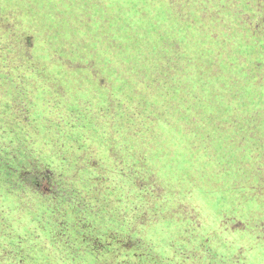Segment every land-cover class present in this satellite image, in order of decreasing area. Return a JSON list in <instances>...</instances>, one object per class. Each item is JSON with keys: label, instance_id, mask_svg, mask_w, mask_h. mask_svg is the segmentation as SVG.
Instances as JSON below:
<instances>
[{"label": "rangeland", "instance_id": "374dc122", "mask_svg": "<svg viewBox=\"0 0 264 264\" xmlns=\"http://www.w3.org/2000/svg\"><path fill=\"white\" fill-rule=\"evenodd\" d=\"M178 2L173 13L168 0H0L9 28L0 27V53L24 39L35 68L28 89L38 91L36 104L49 101L38 114L54 113L49 83L65 90L82 132L99 136L100 156L85 153L83 164L124 159L159 176L176 209L155 229L164 253L188 233L198 249L216 244L243 264H264V0ZM156 30L173 61L149 51ZM108 108L115 119L107 123ZM52 145L36 142L38 168L52 159L53 171L65 172L69 157Z\"/></svg>", "mask_w": 264, "mask_h": 264}, {"label": "trees", "instance_id": "16d2710c", "mask_svg": "<svg viewBox=\"0 0 264 264\" xmlns=\"http://www.w3.org/2000/svg\"><path fill=\"white\" fill-rule=\"evenodd\" d=\"M168 6L173 13L183 7L178 0H168ZM4 25L0 27L9 29ZM161 32L156 30L157 42ZM17 41L16 52L0 53V264H209V259L243 264L239 253L230 255L216 244L196 248L188 233L181 235L180 242L170 241L164 253L154 239L155 229L176 209L166 204L168 196L159 176L124 159L113 168L101 159L83 164L85 153L100 156L94 143L99 136L82 132L84 123L67 93L50 83L43 90L53 98L54 113L52 117V110L50 115L38 114V105L48 108L49 101L43 98L36 104L38 91L28 89L35 77L32 54L29 49L23 53V38L18 36ZM161 45L158 42L149 51L157 59L169 56L173 61L170 48L163 52ZM104 115L107 123L115 119L110 108ZM114 124L111 120L112 135ZM81 139L88 146L75 144ZM50 141L54 152L69 157L62 165L65 172L53 171L52 159L38 168L36 155L41 151L36 142ZM43 150L52 154L51 147ZM86 171L95 178L82 180L80 173ZM83 182L90 184L84 187ZM107 210L110 213L102 221ZM186 220L200 229V221Z\"/></svg>", "mask_w": 264, "mask_h": 264}]
</instances>
